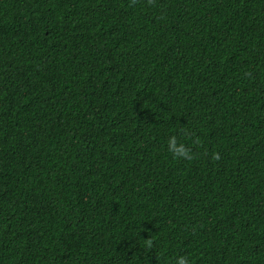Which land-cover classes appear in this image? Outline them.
Wrapping results in <instances>:
<instances>
[{
    "label": "trees",
    "instance_id": "1",
    "mask_svg": "<svg viewBox=\"0 0 264 264\" xmlns=\"http://www.w3.org/2000/svg\"><path fill=\"white\" fill-rule=\"evenodd\" d=\"M129 3L0 0V264H264V0Z\"/></svg>",
    "mask_w": 264,
    "mask_h": 264
},
{
    "label": "clouds",
    "instance_id": "2",
    "mask_svg": "<svg viewBox=\"0 0 264 264\" xmlns=\"http://www.w3.org/2000/svg\"><path fill=\"white\" fill-rule=\"evenodd\" d=\"M149 6H155L156 0H146ZM137 3V0H130L129 6H133ZM245 75H250L249 73H245ZM194 144L199 145V138L193 141ZM167 150L172 154L175 159H185V160H193L194 154L189 146L184 144L183 142H178L177 137L172 135L168 138L167 141ZM212 158L214 160H220V154L218 152H214L212 154ZM154 246V242L151 238H147L144 241V248L146 251H150ZM175 264H190V260L186 255H179L175 258Z\"/></svg>",
    "mask_w": 264,
    "mask_h": 264
}]
</instances>
